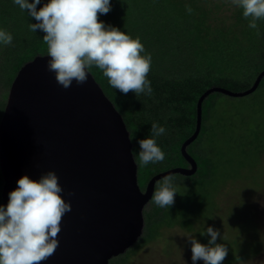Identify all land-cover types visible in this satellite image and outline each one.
I'll use <instances>...</instances> for the list:
<instances>
[{
  "label": "water",
  "instance_id": "95a60500",
  "mask_svg": "<svg viewBox=\"0 0 264 264\" xmlns=\"http://www.w3.org/2000/svg\"><path fill=\"white\" fill-rule=\"evenodd\" d=\"M47 60L38 54L21 66L0 119L2 204L21 175L35 179L53 170L71 205L60 222L58 247L40 264H107L132 246L143 232V211L155 180L168 173L190 176L198 169L187 148L200 134L206 97L214 92L247 95L264 77L263 69L242 91L212 86L203 92L195 130L181 145L190 166L155 174L143 192L130 131L93 73L89 70L84 83L65 89Z\"/></svg>",
  "mask_w": 264,
  "mask_h": 264
},
{
  "label": "clouds",
  "instance_id": "9594fccd",
  "mask_svg": "<svg viewBox=\"0 0 264 264\" xmlns=\"http://www.w3.org/2000/svg\"><path fill=\"white\" fill-rule=\"evenodd\" d=\"M12 3L34 19L35 22L28 24L30 32L39 30L43 33L47 68L54 73L61 87L67 89L73 82L84 83L89 70L95 67L107 78L108 84L122 94L129 91L136 97L152 94L148 79L152 57L140 36H132L98 19L111 10V0H43L42 4L41 0H12ZM228 3L242 10L250 29H257V21L264 19V0H228ZM37 5L41 6L38 8ZM187 11L191 12V8ZM12 40L11 32L0 28V45H10ZM164 133L165 127L153 121L150 134L137 140L141 166L165 159V152L157 143V138ZM173 167L176 166L162 171ZM139 185L145 192L146 187ZM62 192L53 170L41 173L35 179L28 174L17 179L16 187L8 192L7 203L0 204V264H40L53 254L59 245L57 236L61 219L71 210L70 202L64 199ZM177 193L175 177L171 173L164 174L155 180L149 202L169 208ZM200 234H207L206 243H201L194 235L187 236L192 264L198 260L203 264H222L228 247L218 242L220 232L209 225Z\"/></svg>",
  "mask_w": 264,
  "mask_h": 264
},
{
  "label": "trees",
  "instance_id": "16d2710c",
  "mask_svg": "<svg viewBox=\"0 0 264 264\" xmlns=\"http://www.w3.org/2000/svg\"><path fill=\"white\" fill-rule=\"evenodd\" d=\"M207 2L212 1L111 0V10L98 16V19L119 27L132 36H140L145 50L152 57L150 70H162L163 67L171 69V67L177 65L176 70L169 74H175V76L166 77V79L169 80L170 78L169 82L174 87V93L177 94L175 95L177 101L181 102L179 105L186 110L185 115L189 114L193 119L196 118L199 97L206 89L212 86H222L230 89L231 85L236 83H243L244 86L249 85L256 80L258 73L264 69V19L257 21V29H250L248 20L241 14L242 10L234 8L231 17L225 15L224 25L222 26L217 20L220 16H218L216 7L230 3H228V0H217L212 2L213 6H210ZM40 6L37 5L38 8ZM187 8H191V12L187 11ZM216 13L215 17L214 14ZM0 17L8 24L13 36L7 53L9 57L3 69L7 76L5 85L11 86L15 74L23 64L38 54L46 53V44L42 39V32L39 30L30 32L28 30V24L35 22L34 19L30 18L26 11H21L17 5H14L12 0H0ZM232 17L234 22L225 25L227 20ZM215 20V23L211 22ZM165 68L164 70H166ZM90 71L102 86L105 94L123 115L130 130L131 139L133 138L135 141L133 152L135 151L139 163L137 139L142 138L141 127L143 126L147 131L145 136L150 134V124L153 121L163 125L166 131L165 120L176 111H164V107L157 102V99L154 101L150 96L141 94L136 97L132 95L134 104L140 103L144 109H148L149 116L146 118L148 122L141 121L137 123L133 120V109H130V106L128 108L120 107L121 99L119 96L117 97L116 92L111 91L107 78L102 75V72L95 67ZM188 81H194L198 89L192 90L186 87L185 82ZM258 87L244 96H227L245 97L254 94ZM222 94L226 95L222 92H214L204 100L202 105L204 119H202V127L198 137L201 136L204 128L208 130L211 127V115L215 113L219 95ZM4 104L6 103L0 101V119ZM185 129L189 132L192 130V126L188 125ZM187 136V134H182L178 140L173 141V139H170L168 145L166 142H163L162 145L158 144L165 152V159L171 162L167 168L183 164L179 143L183 142ZM175 149L178 150V152L175 151L177 158H172L173 161H171L169 156L175 154L173 153ZM255 150L253 149V151ZM193 156L199 161V167L206 165V157L203 158L202 162L197 154ZM140 167L143 171L144 166L139 163V169ZM150 172L154 174L156 171L155 169L149 170V175L152 174ZM198 172H200V169ZM147 180L148 177L146 176L140 184L143 186ZM2 186L3 175L0 167V204H2ZM194 203L196 202L194 201ZM167 209V207H164L165 212H163L161 218L166 222H170L171 217L167 215ZM186 222L187 220L184 217L182 223ZM240 235H245V232L242 230ZM234 239L230 244L237 242L236 238ZM239 253L240 250L237 246L235 252L228 253L230 257L225 258L223 263L230 264L235 260L234 254Z\"/></svg>",
  "mask_w": 264,
  "mask_h": 264
},
{
  "label": "rangeland",
  "instance_id": "374dc122",
  "mask_svg": "<svg viewBox=\"0 0 264 264\" xmlns=\"http://www.w3.org/2000/svg\"><path fill=\"white\" fill-rule=\"evenodd\" d=\"M41 2L43 3V0ZM212 2H207V4L213 6ZM234 8L231 4L216 7L218 16H220H217L220 25H224L225 15L231 17ZM214 15L216 17L217 13ZM211 22L215 23L216 20ZM230 22H234L233 17L227 20L225 25ZM0 28L11 32L8 24L1 17ZM9 46L0 45V101L3 103H6L10 90V85H5L7 76L3 71L9 57L7 54ZM164 68L156 71L150 70L148 73L153 90L150 95L151 99L154 101L157 99V102L164 107V111H176L165 120L166 131L157 139V143L160 145L163 142L168 145L170 139L178 140L182 134L190 136L196 127V118L193 119L189 114L185 115L186 110L179 105L181 102L177 101V96H175L177 94L174 93V87L169 82L170 78L166 79V77L175 76V74H169L176 70L177 65L171 69L165 68L166 70H164ZM252 83L246 86L243 83L232 84L230 89L242 91L249 88ZM185 85L192 90L198 89L194 81L185 82ZM110 88L121 99L120 107L128 108L130 106V109H133V120L137 123L148 122L146 120L149 116L148 109H144L140 103L137 105L133 103L132 95L134 93L129 91L125 95L111 86ZM210 120L212 121L211 127L208 130L204 128L201 136L188 146V151L192 155L197 154L202 162L206 157V165L199 167V161H197L198 170L190 176L173 174L178 193L175 194L174 203L169 208L167 207L166 212L171 217L170 222H173L174 226L176 225L172 230L176 232V236L180 235L182 239H188L187 236L194 235L199 241L206 243L207 234L201 235L200 233L211 225L220 232L221 236L218 237V242L226 244L228 253L235 252L236 247H239L240 253L232 255L235 260L230 264H264V78L254 94L240 98L219 95L215 113L211 115ZM190 122L192 124H189ZM148 124L146 125L148 126ZM188 125L192 126V130L189 132L185 129ZM141 129V135L144 138L147 131L143 126ZM132 141L135 146L133 138ZM182 143H179L180 146ZM253 149L256 150L253 151ZM175 151L176 149L173 153ZM134 154L137 160L135 151ZM176 155V153L170 155V160L173 161L172 158H177ZM170 164L171 162L165 159L142 167L143 171L140 167L138 170L139 183L146 176L149 179ZM148 169H155L156 172L154 174L150 172L152 174L149 175ZM158 169L160 170L158 171ZM199 169L200 172H198ZM202 172L205 174L204 176ZM214 197L219 200L217 205L214 204ZM160 208L152 201L146 206L145 214L146 217H149V223L161 217L162 211L158 210ZM180 210L184 212L183 217L187 220L186 223L180 222L183 224L182 228H178L179 222L176 223L177 218L181 217ZM160 221L166 222L163 218ZM153 225L157 228L162 226L157 222L148 228ZM226 227L228 232L224 233ZM242 227L245 229V235H240L239 228ZM230 228H234L235 231L229 232ZM162 229L155 230V235L150 238H154L158 235L157 232H161ZM238 235L240 236L236 237ZM234 238H236V243H228L234 241ZM181 244L185 245V241L182 240L179 245ZM187 246H190V243ZM134 248L143 249L138 245ZM164 251H169V249L158 248L155 251L156 254H150V256L156 260L175 257V254H157ZM140 253L137 252V254ZM229 257L230 254H227L226 258ZM119 263L120 261L112 264Z\"/></svg>",
  "mask_w": 264,
  "mask_h": 264
},
{
  "label": "flooded vegetation",
  "instance_id": "af4514ba",
  "mask_svg": "<svg viewBox=\"0 0 264 264\" xmlns=\"http://www.w3.org/2000/svg\"><path fill=\"white\" fill-rule=\"evenodd\" d=\"M182 157H183V164L177 165V166L189 167L190 166L189 162L184 158V156ZM148 181L146 182V184L148 183ZM142 189H145V188H142ZM217 202H219V200L217 199V197H214V204L217 205L218 204ZM163 209L164 208L158 209L162 211V214L160 216H162L163 212H165ZM180 213H181V217L178 218V220L176 221V223L179 222L180 224V225L178 224L179 225L178 228L179 227L182 228L181 226L183 224L180 222H183L184 220V217H183L184 212L180 210ZM148 218L149 217L148 216L146 217V214L144 213V221H145L144 229L139 239L132 246H130L126 251L119 253V255H116L110 258L107 264H112L113 262L116 263L118 261H120L119 264H192L190 246H187V244L190 243V241L185 238L184 239L180 238V235L176 236V232L172 230V228H174L176 225L174 226L173 222H161L160 221L161 217L149 223ZM157 222L162 224V226L157 228L155 227V225H153L152 227L148 228V226H150L153 223L155 224ZM158 229H162L161 232H157L158 235H156L154 238H150L151 236L155 235L156 232L154 231ZM242 230L243 232H245L244 227H242L241 229L239 228L240 232ZM234 231H235L234 228L229 229V232H234ZM225 232L226 233L228 232L227 227L224 230V233ZM239 236L240 235L236 237H239ZM182 240L185 241V245L184 244L179 245ZM228 243H232V242H228ZM136 245L140 246L143 249L138 250L137 248H134ZM158 248H162L165 250L169 249L170 252L164 251L162 253H157V254H175V257L171 258L169 256L170 258H162V259L160 258L156 260L154 257H151L150 254H156L155 251ZM137 252H141V253L137 254ZM160 260H162L163 262H161ZM196 264H202V261L198 260ZM222 264L224 263L222 262Z\"/></svg>",
  "mask_w": 264,
  "mask_h": 264
}]
</instances>
